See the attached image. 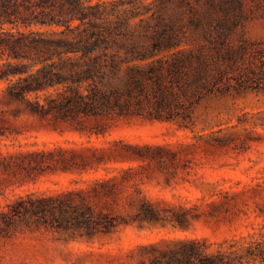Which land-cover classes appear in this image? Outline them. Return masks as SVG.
<instances>
[{"label": "trees", "instance_id": "obj_1", "mask_svg": "<svg viewBox=\"0 0 264 264\" xmlns=\"http://www.w3.org/2000/svg\"><path fill=\"white\" fill-rule=\"evenodd\" d=\"M257 13L264 0H0V263L264 264V164L193 194L202 140L116 136L214 87L264 92ZM149 16L152 39L126 43Z\"/></svg>", "mask_w": 264, "mask_h": 264}, {"label": "rangeland", "instance_id": "obj_2", "mask_svg": "<svg viewBox=\"0 0 264 264\" xmlns=\"http://www.w3.org/2000/svg\"><path fill=\"white\" fill-rule=\"evenodd\" d=\"M155 21L154 16L134 18L130 27L134 28L135 34L124 36L123 40L126 43L131 40L150 41ZM245 28L246 35L251 39L264 38V13L249 16ZM120 51L124 52L125 48L121 47ZM192 99L190 113L185 118H182L180 108H175L172 121L125 125L118 129L122 130L117 132L119 134H113H130L133 139L142 137L159 141L169 137H181L183 141L202 140L205 145L197 151L196 161L189 168L191 182L188 184L193 194L230 183L239 177L250 176V170L264 164V92L249 89L237 94L214 87L204 90L200 96L194 94ZM168 141L179 143L176 139ZM71 179L70 176L51 178L32 187L47 188L54 181L66 183ZM18 192L15 190V193Z\"/></svg>", "mask_w": 264, "mask_h": 264}]
</instances>
